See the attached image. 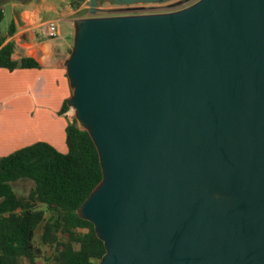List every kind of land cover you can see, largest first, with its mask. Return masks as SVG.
<instances>
[{"label": "water", "instance_id": "95a60500", "mask_svg": "<svg viewBox=\"0 0 264 264\" xmlns=\"http://www.w3.org/2000/svg\"><path fill=\"white\" fill-rule=\"evenodd\" d=\"M88 5L63 66L102 174L76 210L97 264H264V0Z\"/></svg>", "mask_w": 264, "mask_h": 264}, {"label": "trees", "instance_id": "16d2710c", "mask_svg": "<svg viewBox=\"0 0 264 264\" xmlns=\"http://www.w3.org/2000/svg\"><path fill=\"white\" fill-rule=\"evenodd\" d=\"M81 1L70 3L77 9ZM14 32L13 22L5 34L0 29V68H38L31 59H12L14 44L5 40ZM70 110L65 101L60 113ZM65 145L60 153L36 142L0 158V264H97L104 255L93 225L76 214L102 174L95 146L73 113ZM20 183L29 185L24 194L17 192Z\"/></svg>", "mask_w": 264, "mask_h": 264}, {"label": "crops", "instance_id": "0c3cea01", "mask_svg": "<svg viewBox=\"0 0 264 264\" xmlns=\"http://www.w3.org/2000/svg\"><path fill=\"white\" fill-rule=\"evenodd\" d=\"M35 2L25 0L33 9L13 16L15 32L5 40L14 44L13 60L31 59L39 67L13 71L0 68V158L36 142H45L60 153L67 151L69 111L62 114L60 110L71 95L63 62L73 32L62 36L58 21L48 20L56 22L58 28L57 37H48L43 27L47 21L41 20L43 3ZM74 20L69 21L73 24Z\"/></svg>", "mask_w": 264, "mask_h": 264}, {"label": "rangeland", "instance_id": "374dc122", "mask_svg": "<svg viewBox=\"0 0 264 264\" xmlns=\"http://www.w3.org/2000/svg\"><path fill=\"white\" fill-rule=\"evenodd\" d=\"M43 3V10L41 13V20L42 21H48V20H57L59 30L64 36L67 32H73V24L69 20L76 19L80 16L86 17V14L83 11L75 12L71 16H67V13L75 11L70 3V0H39ZM36 0L35 3L39 2ZM76 1V0H75ZM108 0H97V7H105L108 6L107 3ZM25 0H0V10L3 11V20L0 24L1 32H5L8 28L13 16L19 17L20 13L23 10H32L33 7H30L27 5V3H24ZM81 6L86 8L88 6V0H82L80 2ZM50 7V10H46L45 8ZM72 37L73 34H71L70 41L67 42L69 44V47L72 45ZM66 53V52H65ZM66 54V58H67ZM73 113L72 110L69 111V117ZM17 192L19 194H24L25 191L28 190L29 185L25 183L18 184ZM49 252V251H47Z\"/></svg>", "mask_w": 264, "mask_h": 264}, {"label": "flooded vegetation", "instance_id": "af4514ba", "mask_svg": "<svg viewBox=\"0 0 264 264\" xmlns=\"http://www.w3.org/2000/svg\"><path fill=\"white\" fill-rule=\"evenodd\" d=\"M76 1L78 2L80 0H76ZM183 1L184 0H175V1H172L166 4L159 3V4H154V5L144 4V5L120 6V5L113 4L110 2V0H108L107 1L108 6H105V7L96 6V10H97V16L162 13V12H168V11L175 10V9H168V8L179 6ZM180 8H183V7H180ZM76 10L78 12L84 10L86 17H87L88 11H89V5L86 8H81V4H80ZM84 17L80 16L78 18H84Z\"/></svg>", "mask_w": 264, "mask_h": 264}, {"label": "built area", "instance_id": "2783aa9c", "mask_svg": "<svg viewBox=\"0 0 264 264\" xmlns=\"http://www.w3.org/2000/svg\"><path fill=\"white\" fill-rule=\"evenodd\" d=\"M45 33L50 38H55L58 35L57 24L54 21H47L43 24Z\"/></svg>", "mask_w": 264, "mask_h": 264}]
</instances>
